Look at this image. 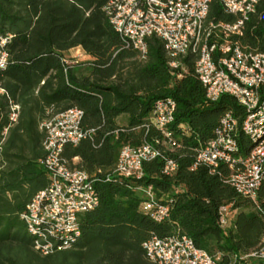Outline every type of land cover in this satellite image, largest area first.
<instances>
[{
  "label": "trees",
  "instance_id": "1",
  "mask_svg": "<svg viewBox=\"0 0 264 264\" xmlns=\"http://www.w3.org/2000/svg\"><path fill=\"white\" fill-rule=\"evenodd\" d=\"M107 1L0 0V37L7 38L0 69V264H152L141 242L173 232L211 255L219 253L220 264H264L234 258L260 246L264 217L228 184L230 169L221 166L211 174L203 165L192 168L221 113L230 109L240 122L242 107L228 95L207 100L194 56L184 55L172 70L154 35L140 57L110 25L102 10ZM234 18L221 0L211 1L208 21ZM240 41L264 52V0L249 14ZM77 46L91 59L68 62L65 52ZM166 97L174 100L175 112L161 130L148 125V116L154 102ZM10 100L18 105L15 122L9 120ZM70 107L80 108L82 126L94 130L76 145L64 144L61 155L70 165L77 158L75 165L93 178L99 201L79 215V234L69 247L43 254L33 247L20 212L48 184L39 123ZM122 115L124 121H117ZM143 141L160 154L143 162V176L113 174L120 145ZM237 142L244 153L250 138L239 132ZM164 158L177 164L171 176L162 173ZM148 185L170 206L163 222L140 209L141 188ZM229 203L236 211L229 227L221 228L218 209Z\"/></svg>",
  "mask_w": 264,
  "mask_h": 264
},
{
  "label": "built area",
  "instance_id": "2",
  "mask_svg": "<svg viewBox=\"0 0 264 264\" xmlns=\"http://www.w3.org/2000/svg\"><path fill=\"white\" fill-rule=\"evenodd\" d=\"M211 1L108 0L102 10L114 31L140 57L146 54L147 37L154 35L163 42L172 70L184 55L194 56V71L207 100L228 95L242 107L240 122L230 109L221 113L213 136L198 150L192 168L203 165L214 174L227 166L228 184L264 217V52L240 41L245 21L259 0H221L224 10L235 16L232 21H208ZM6 42L7 38L0 37V69L7 61ZM174 112V100L160 98L153 104L148 125L163 130ZM17 113L18 105L10 100L9 120L15 122ZM39 128L44 132L40 163L48 184L27 202L20 219L33 236V247L47 254L71 245L79 234V215L97 206L99 197L93 178L74 159L70 165L61 155L64 144L76 145L93 133L94 129L82 126V110L70 107L52 113L41 120ZM239 132L250 138L244 153L237 142ZM159 155L149 141L138 146L122 143L112 172L123 179L141 178L143 162ZM176 169L175 161L164 158L163 174L171 176ZM141 190L140 209L155 222L168 219L170 206L157 199L152 186ZM233 211L231 203L219 207L221 228L229 227ZM141 247L152 264H220L219 253L209 254L183 233L151 235ZM234 258L264 260V235L257 249Z\"/></svg>",
  "mask_w": 264,
  "mask_h": 264
},
{
  "label": "rangeland",
  "instance_id": "3",
  "mask_svg": "<svg viewBox=\"0 0 264 264\" xmlns=\"http://www.w3.org/2000/svg\"><path fill=\"white\" fill-rule=\"evenodd\" d=\"M65 58L67 59L68 62L74 63V60H77V63H84L87 61V58L84 57L82 54H75L74 52H66L65 53ZM82 65V64H81ZM236 210L233 211V215L230 218V222L232 218L234 217V213Z\"/></svg>",
  "mask_w": 264,
  "mask_h": 264
},
{
  "label": "crops",
  "instance_id": "4",
  "mask_svg": "<svg viewBox=\"0 0 264 264\" xmlns=\"http://www.w3.org/2000/svg\"><path fill=\"white\" fill-rule=\"evenodd\" d=\"M66 52H74L75 54H79V55L82 54V55H84L85 58H87V60H90V59H91V56H90L89 54H87V53H86L81 47H79V46L74 47V48H71V49L67 50ZM66 52H65V53H66ZM74 61H77V60H74ZM124 119H125V116L122 115V116H119V117L117 118V121H119V122H123ZM73 159H74L75 162L77 161V158H73Z\"/></svg>",
  "mask_w": 264,
  "mask_h": 264
}]
</instances>
